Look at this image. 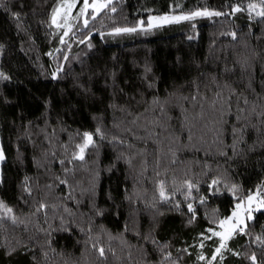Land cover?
<instances>
[{"label":"trees","instance_id":"1","mask_svg":"<svg viewBox=\"0 0 264 264\" xmlns=\"http://www.w3.org/2000/svg\"><path fill=\"white\" fill-rule=\"evenodd\" d=\"M62 1L0 0V264H264V0Z\"/></svg>","mask_w":264,"mask_h":264},{"label":"rangeland","instance_id":"2","mask_svg":"<svg viewBox=\"0 0 264 264\" xmlns=\"http://www.w3.org/2000/svg\"><path fill=\"white\" fill-rule=\"evenodd\" d=\"M78 1L80 0H64L54 11L53 18H55V20L52 18L51 24L55 29L62 31L60 39L62 43L66 41L65 38H68V36H70L72 32H75L77 30L76 28L86 23V19L88 20L89 18H87L88 12L91 14L89 16L95 17L100 14V12H102L104 7L107 5V2L105 0H87L86 6V0H81V5L79 6L78 10H75ZM255 5L257 4L253 3L249 7L252 10H258ZM200 16L209 17L211 15L205 14ZM161 17H168L169 19L167 20V22H165L162 19H158ZM176 20H182V16L174 14H164L162 16L155 17L152 16L150 18H147L146 21L137 20L136 24L133 25V28L138 29L139 27V29H143L144 24H146V27L153 28L156 26H161L168 22L171 23L172 21ZM0 153H2L1 146ZM2 161L3 159L0 160V165ZM260 209H262L261 198L258 192H254L235 205L229 217L220 222L218 231L214 232V236L219 237L222 242H226V240H228L235 231H242L245 227L246 222L252 217L253 213L259 211Z\"/></svg>","mask_w":264,"mask_h":264},{"label":"snow or ice","instance_id":"3","mask_svg":"<svg viewBox=\"0 0 264 264\" xmlns=\"http://www.w3.org/2000/svg\"><path fill=\"white\" fill-rule=\"evenodd\" d=\"M86 6H87V0H86ZM205 14H207V15H220V13H206V12L205 13H199V12H197V13H193L192 16L205 15ZM183 18L184 19H190L191 17L186 16V17H183ZM53 19L55 20V18H53ZM158 19H162L165 22H167V20L169 18L168 17H161V18H158ZM135 30L136 29H134V28H132V29H123V31H129V32L135 31ZM117 31H121V30L117 29ZM0 75H2V74H0ZM4 79H7V77H4ZM84 135H85L86 140H85V145L81 146V153L83 152L84 147H86L88 144H90L92 142V137H91V135L89 133H85ZM79 158L83 159V156L81 155ZM2 159H3V155H2V153H0V160H2ZM161 194L163 195V193H161ZM189 208L191 209V206H189ZM8 211H11V209H9ZM217 251H219V249ZM252 259L255 260V257L253 256Z\"/></svg>","mask_w":264,"mask_h":264},{"label":"bare ground","instance_id":"4","mask_svg":"<svg viewBox=\"0 0 264 264\" xmlns=\"http://www.w3.org/2000/svg\"><path fill=\"white\" fill-rule=\"evenodd\" d=\"M170 22L166 23V24H169ZM166 24H163V25H166Z\"/></svg>","mask_w":264,"mask_h":264}]
</instances>
